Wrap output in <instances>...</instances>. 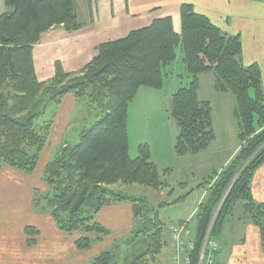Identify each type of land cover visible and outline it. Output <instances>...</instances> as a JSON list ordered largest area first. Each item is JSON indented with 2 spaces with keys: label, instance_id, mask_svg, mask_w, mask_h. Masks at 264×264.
<instances>
[{
  "label": "trees",
  "instance_id": "1",
  "mask_svg": "<svg viewBox=\"0 0 264 264\" xmlns=\"http://www.w3.org/2000/svg\"><path fill=\"white\" fill-rule=\"evenodd\" d=\"M4 4L7 10L0 14V167L6 164L26 173L35 170L52 125V120L35 122L44 114L39 106L56 104L71 93L95 110L93 119L80 127L77 142L55 150L42 175L46 187L34 190L32 206L50 211L61 232L82 233L75 244L86 250L93 236L111 233L95 221L102 208L121 201L132 205V235L115 240L112 249L99 252L89 264L156 263L167 243L164 224L146 198L117 192L113 185L136 183L174 191L161 180L146 142L139 143L135 157L130 155L128 111L141 87L160 90L170 74L165 67L175 61L177 48L190 79L169 100V113L178 126L174 154L198 155L215 140L211 103L199 98L198 75L206 72L214 76L216 92L232 94L240 145L222 170L214 169L198 184L206 195L194 214L190 264H197L208 227L210 237L219 238L239 201L244 214L259 227L264 249V201H255L251 191V178L264 162V96L260 67L242 63L238 35L224 33L192 4L181 3L179 29L170 15L157 17L122 38L100 42L95 55L78 71H65L56 60L53 76L41 81L32 47L53 26H63L69 33L83 27L75 1L4 0ZM36 232L32 226L25 227L28 244L35 242ZM121 244L126 253L119 260L115 253Z\"/></svg>",
  "mask_w": 264,
  "mask_h": 264
},
{
  "label": "crops",
  "instance_id": "2",
  "mask_svg": "<svg viewBox=\"0 0 264 264\" xmlns=\"http://www.w3.org/2000/svg\"><path fill=\"white\" fill-rule=\"evenodd\" d=\"M74 1L75 12L79 21L84 24L83 27L69 33L63 26H53L43 32L41 40L32 47L34 68L39 80L45 77L47 79L54 74L56 60L61 61L65 71H78L95 55L100 42L122 38L128 31L146 26L157 17L172 15L175 28L179 29L178 7L181 3H188L192 4L197 12L205 14L224 33L238 35L242 42V63L245 65L257 63L260 67L264 96V0H91V5L89 0ZM78 2H84L83 5H79V9ZM6 10L4 0H0V14ZM85 11L87 18L84 19L81 15H86ZM171 76L173 77V74ZM200 88L202 91V86ZM207 90L208 98L205 100H210L213 104L214 122L221 121L225 125H233V130L236 122L231 94H216L209 84ZM46 106L53 108L55 115H52L50 132L35 170L26 173L6 164L0 167V264H86L91 256L109 250L114 239L129 234L135 223L131 202L121 201L102 208L96 214L95 221L111 233L105 242H102L103 237L93 236L91 249L83 250L75 244V239L82 233L61 232L53 223L51 216L32 209L34 190L46 187L42 175L47 162L59 146L70 142L69 127L72 124L80 127L90 121L87 118L73 122L72 115L75 111H80L81 107L85 108L74 94L67 93L60 102L56 104L49 102ZM43 116L44 114L41 117ZM153 130L155 131L154 128ZM217 138L218 134L216 140ZM148 141L144 142L150 143L152 149L153 144L149 137ZM239 146L237 140L230 153L225 156L222 165L201 167L199 175L204 178L212 170L226 165ZM134 152L137 154V149L136 151L134 149ZM133 154L130 152V155ZM159 156H162L161 153ZM175 156L178 157L174 154ZM187 156L189 155L185 157ZM153 158L155 162L158 160L154 155ZM158 162L159 160L156 163L158 168L163 169ZM251 179L253 198L257 202L264 201V162ZM205 195L204 189L200 201ZM28 224L39 227L34 234L33 244H28L29 236L24 233ZM169 225L165 241L169 247L170 264L172 253ZM191 228L194 231L195 225ZM259 234V227L244 214L241 203L240 212L233 211L224 224V231L219 237L221 244L216 264H264V249ZM91 250L93 254L90 253Z\"/></svg>",
  "mask_w": 264,
  "mask_h": 264
},
{
  "label": "rangeland",
  "instance_id": "3",
  "mask_svg": "<svg viewBox=\"0 0 264 264\" xmlns=\"http://www.w3.org/2000/svg\"><path fill=\"white\" fill-rule=\"evenodd\" d=\"M84 4V2H78L77 7L79 9V5ZM180 6V5H179ZM75 7V5H74ZM179 8V7H178ZM180 9V8H179ZM86 12V11H85ZM170 15V14H169ZM167 15V16H169ZM173 24L175 25V20L173 16L170 15ZM81 18H87L86 15H81ZM179 19V13H178ZM179 28H180V19H179ZM133 30V29H132ZM131 31V30H130ZM129 32V31H128ZM108 41V40H107ZM177 57L175 61L166 65V71L168 73L171 71L169 75H166L164 78L163 86L160 90L154 88H146L141 87L138 91L137 97L133 102H130L129 106V119H128V138H129V146L130 152L134 153L131 155L132 157L136 156L134 149L136 151L140 142L144 143V141H148V137L153 144V150L151 149V144L147 143L149 149L151 150L152 159L153 155L159 160L160 166L163 168H159V172H161V180H165L170 184V187H175L172 193H168L169 188L166 189H152L149 186L143 184L129 183L123 184L118 183L113 185L115 191H120L121 193H125L126 195H131L135 197H145L149 206L152 210H156L159 218L162 220L165 229V236L168 237V225L170 223H177L178 221L188 220V227L191 228L195 225V212L197 210L198 202L201 199L203 187L198 186V184L203 179L201 175H199L201 167L208 166V168L216 167L214 165L220 166L227 154L230 153L234 144L237 142V122L234 119L235 126L232 130L233 125H225L221 121H215L214 123V131L218 138L212 141L209 144V148L205 151L198 153V155H189L185 156H176L174 157V139L175 135L178 132V126L174 123V120L171 118V114L169 113V104L170 97L172 93L183 85H186L189 81V75L186 72L185 66L182 63V54L180 49L176 50ZM80 69V68H79ZM173 74V77L171 76ZM188 75V76H187ZM53 76V75H52ZM51 76V77H52ZM209 76V77H208ZM199 77V98L203 101L208 97L207 85L209 84L211 88L214 89V76L210 72L200 73ZM206 77V78H204ZM48 77L47 79H49ZM201 78V80H200ZM46 80V77L43 79ZM41 80V81H43ZM200 86H202L203 90L200 91ZM216 94H223L226 92H216ZM231 94V93H229ZM232 96V94H231ZM233 99V97H232ZM82 101V100H81ZM234 101V99H233ZM83 103V101H82ZM84 104V103H83ZM44 104H40V110L44 111V116L39 118L37 117L36 123L42 124L45 121L53 120V116L55 115L53 108L48 106H43ZM86 107V106H85ZM212 111L213 104L211 103ZM234 108V106H233ZM233 110V109H232ZM234 112V110H233ZM95 113V110L91 107L80 108V111H75L74 115H72L73 122L80 119L92 118V115ZM53 115V116H52ZM212 116L214 117V111L212 112ZM93 119V118H92ZM81 120V121H82ZM80 122V121H79ZM82 127V126H80ZM79 126L69 127V141L77 142L78 133L80 131ZM155 129V131L153 130ZM149 142V141H148ZM161 153V157L159 156ZM53 157V156H52ZM155 160V159H154ZM157 160V161H158ZM192 160V161H191ZM156 161V163H157ZM225 166V165H223ZM222 166V167H223ZM222 167L217 170H222ZM165 168H170V173H165L163 170ZM213 171V170H212ZM202 178V179H201ZM179 182L186 183L185 187H181L178 185ZM39 188V187H38ZM40 191H43L42 188H39ZM189 190V192H188ZM188 192L186 195L185 193ZM186 195L181 200H177V196L181 197ZM33 198V197H32ZM240 201L235 207V210L240 212ZM35 212H39L40 214L51 216L53 223H55L54 217L51 212L42 211L40 208L32 207ZM234 210V211H235ZM29 226H33L28 224ZM57 227V223H55ZM35 229H39L36 225L33 226ZM134 228V226H133ZM132 228V229H133ZM110 235V234H109ZM132 235V231L123 235L120 238H128ZM108 236H103V241L105 242ZM111 242V248L114 246L115 240ZM91 249V248H90ZM89 249V250H90ZM93 254V251H90ZM126 251H124V246L121 244L120 250L115 254L118 256V259L121 260L125 256ZM161 254L159 258L156 260V263L151 264H169V247L168 245H164L162 248ZM94 258H91L86 262L89 264L90 261ZM171 264V261H170Z\"/></svg>",
  "mask_w": 264,
  "mask_h": 264
},
{
  "label": "built area",
  "instance_id": "4",
  "mask_svg": "<svg viewBox=\"0 0 264 264\" xmlns=\"http://www.w3.org/2000/svg\"><path fill=\"white\" fill-rule=\"evenodd\" d=\"M211 228L208 227L198 254L197 264H216L220 251V239L210 237ZM194 232L187 222L169 225L170 247L172 253L171 264H190V255L194 249Z\"/></svg>",
  "mask_w": 264,
  "mask_h": 264
}]
</instances>
